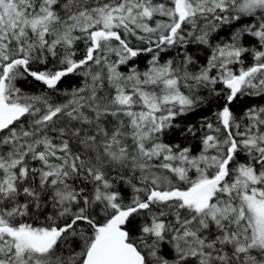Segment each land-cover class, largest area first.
I'll return each mask as SVG.
<instances>
[{
	"label": "snow or ice",
	"instance_id": "6c2138e0",
	"mask_svg": "<svg viewBox=\"0 0 264 264\" xmlns=\"http://www.w3.org/2000/svg\"><path fill=\"white\" fill-rule=\"evenodd\" d=\"M252 97L264 0H0V264H264Z\"/></svg>",
	"mask_w": 264,
	"mask_h": 264
},
{
	"label": "trees",
	"instance_id": "16d2710c",
	"mask_svg": "<svg viewBox=\"0 0 264 264\" xmlns=\"http://www.w3.org/2000/svg\"><path fill=\"white\" fill-rule=\"evenodd\" d=\"M203 55V54H201ZM151 54H145L141 57L138 58V64H139V68L140 69H145L147 66V61L150 59ZM167 58H171V54H166V55H162V61L164 59ZM251 61H249L250 63ZM66 79V83H64L62 86L64 88H71L74 87L76 85V83L78 82L75 78L73 77H67ZM18 86H22L23 90L25 92L28 93H37L42 89V85L34 82L31 80V78H29V81L27 84H22V85H18ZM244 99H250V102L252 103H256L258 105H264V98H259V97H252V98H244ZM216 110L215 108L209 109L208 107H204L201 109H197L194 112L189 113L187 116H180L177 118L180 127L183 128L185 125L187 124H200L203 122V117L205 115H208L209 117H211V112ZM178 142L182 141L183 138L182 137H178ZM194 143V141H193ZM127 196V193H126Z\"/></svg>",
	"mask_w": 264,
	"mask_h": 264
}]
</instances>
